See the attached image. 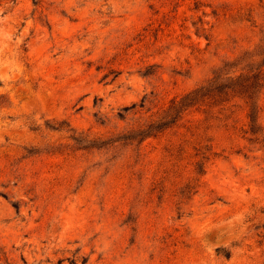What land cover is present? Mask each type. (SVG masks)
<instances>
[{
	"label": "rangeland",
	"instance_id": "obj_1",
	"mask_svg": "<svg viewBox=\"0 0 264 264\" xmlns=\"http://www.w3.org/2000/svg\"><path fill=\"white\" fill-rule=\"evenodd\" d=\"M0 264H264V0H0Z\"/></svg>",
	"mask_w": 264,
	"mask_h": 264
},
{
	"label": "trees",
	"instance_id": "obj_2",
	"mask_svg": "<svg viewBox=\"0 0 264 264\" xmlns=\"http://www.w3.org/2000/svg\"><path fill=\"white\" fill-rule=\"evenodd\" d=\"M252 82V87L254 88V86H256L257 84H259L262 79H263V73H260L259 70H257L254 74H252L249 78ZM194 92L188 94V95H184L183 97H181L178 101H172L170 103V106L168 107L167 111H171L174 110L177 107L182 106L183 102L190 99L191 97H193ZM252 94V93H251ZM246 107H247V114H246V118L249 120V125H254L255 121H256V117L254 116L255 113V97L254 95H246ZM127 108H124L123 111H126ZM156 122L150 123L149 125H147L145 127V129L142 130H138L134 136V139L141 137L140 141L141 142L144 138L150 136L148 133H146L148 130L154 129L156 127Z\"/></svg>",
	"mask_w": 264,
	"mask_h": 264
}]
</instances>
